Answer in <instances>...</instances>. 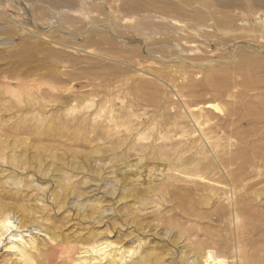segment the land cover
I'll return each instance as SVG.
<instances>
[{
    "label": "bare ground",
    "instance_id": "bare-ground-1",
    "mask_svg": "<svg viewBox=\"0 0 264 264\" xmlns=\"http://www.w3.org/2000/svg\"><path fill=\"white\" fill-rule=\"evenodd\" d=\"M20 1L22 0H9L10 3H8L7 8L13 10L12 4L22 5ZM98 1L89 0L91 3L94 2L91 4L87 0H79V5L77 0H36V4H47L49 9L43 11V9H38V5H36L35 7L32 6L31 11L34 17L38 16L37 19L43 15H50L54 19H58V28L65 30L61 20L66 19L71 23L69 20L73 19L70 18V14L63 13L76 12L77 8L82 6L84 8L81 11L86 16L94 14L99 12L100 8L105 7L103 0L102 2L101 0ZM129 1L132 2L127 4L129 12L136 15L135 12L137 11L143 16L144 14L139 12L140 9L136 6L138 2L136 5L133 3L139 0ZM194 1L207 3V0ZM241 1L213 0L211 3L221 8V11L201 8L203 13H200L196 8H192L193 0H179L180 5H174L175 7L172 6L173 8H168L169 10L160 6L162 12L168 17V21H163L162 18L160 22H155L151 20V15H147L137 19L136 24L128 23L131 24V27L123 28L121 31L117 25L115 28L94 25L91 28L81 26L77 32H64L65 39L62 40L61 38L58 43L72 44L71 46L74 48L76 45L79 46L76 36H84L86 41L82 48L91 50V47L96 46L94 50H99L97 49L98 46L108 44L110 39L112 40L107 34H113L111 36H115L117 42L126 43L128 39L123 38L124 35L130 33V30L134 31L139 38H144L142 39L143 42H140L139 49H148L146 55L149 58L159 60L161 56L169 55V58L177 61L175 63L182 75L187 76L185 78L187 82H182V84H179L175 78L170 80V87L179 97L182 105L180 108L184 109V113L180 116V110H175L174 114L171 112L167 116L172 118L179 115L178 117L185 120L171 124L169 132H158L157 130V132H150V134L144 132L145 125L142 121L135 129L137 132L105 133L106 139L113 140L112 148L116 151L113 156L119 164L114 170L111 169V171L113 170L112 174H118V177L113 178L115 182L113 181L114 183L111 185L127 191L129 194L132 193L134 195L133 201L140 206L139 210L147 211L149 207L153 206L151 214L152 216L157 215L155 217L164 223V228L154 234L150 233L148 236L142 229L132 230L123 236L118 232H110L109 229H107L108 231L92 230V227L89 230L85 227V233L80 231L75 235L64 234V227L61 224L51 222L45 215L38 216L39 211L31 208L36 205L24 204V201L21 202L22 195H18L27 189L39 194L44 193L47 189L46 184L50 182V180L47 181L50 171L44 169L43 172L40 168V174L37 172L34 174L39 181H29L28 179L25 181L26 178L17 177L25 164L13 157L8 167L17 175L7 177L5 185L8 187V195L17 191L18 197L0 199L1 256L15 264H151L153 263L152 260L157 263L156 261H159L160 258L158 254L154 255L156 246H151L152 242L149 237L151 235L153 239L161 238L157 242L164 240L163 243L168 244L174 251L173 254L166 255L169 258L168 264H264V197L262 200L259 199L261 198L260 195H255L252 199L244 198L239 189L243 183L251 179L252 175L247 176L249 166L256 164V167L258 166L264 171V135H261L260 132L264 128V76H258V73L264 75V50L255 48L254 51L250 50L251 53H245L240 50V47H236L232 53L233 61H231L235 63L236 67L233 69L219 67L214 70L211 68L212 70L205 74L201 82H197L196 78L193 77L195 75L194 68H205L210 63L188 64L187 58L186 60L182 58L183 54L187 57L194 50L198 51L197 46L194 47L193 44L197 37L207 36L208 33L202 30V26L205 27L209 21L212 22V28L218 30L217 35L221 37L233 38L234 40L248 37L255 40L264 39V0H245L244 3ZM169 4L172 3L169 2ZM27 5L30 7L29 3ZM238 6L241 8H235ZM160 7L157 5V11ZM243 7L245 12H249L250 15H243L241 18L239 17L240 19L237 17L234 20L231 13ZM231 9L234 10L231 11ZM147 10L149 9L147 8ZM53 11L55 14L52 13ZM54 15H58V17ZM251 20H254L253 26L249 24ZM235 21L242 22L240 26L242 30L237 33H233ZM120 23L118 25H123ZM206 28L208 27L206 26ZM157 31L165 36L161 42L157 41L159 38L154 37L159 34L155 33ZM220 39L221 43H217L225 46L228 41L223 38ZM233 39L229 40L233 41ZM87 49L83 51L86 50V53L93 56V60L98 62L100 61L98 58L106 59L108 57L106 55L110 51L99 50L100 53L97 51L92 53ZM133 51H130V54ZM111 54L115 53L110 51L109 55ZM140 54L142 53L138 55L142 56ZM51 55H56V52ZM127 56L129 57V55ZM134 56L135 54L132 56L133 59ZM197 59L200 58L198 56L191 57L192 61ZM138 62L134 64H138ZM231 62L225 61L223 63L232 64ZM75 63L77 64V62ZM75 63L73 62L71 65H76ZM88 72L90 73V71ZM150 75L154 76V74ZM20 85L23 86L24 84ZM199 90L209 97L201 100L198 98L190 100L189 98L195 96ZM160 91L162 90L156 83L138 79V82L131 86L127 95H125L127 89L124 94L121 90L122 93L119 92L120 94L118 93L117 96L114 95L115 100L120 103L119 111L121 112L116 110L118 106L114 97L108 98L105 103L106 106L100 107L94 100H87V108L92 110L90 116L93 122H97L103 117L108 123H115L117 118H127L125 120L128 121L130 117H137V111L142 110V115H144L148 111L150 112V108L158 109L161 105L158 95ZM13 95L23 101L17 93L14 92ZM186 97H189V100ZM127 98H129L128 101ZM66 99L68 100L70 97H66ZM223 99L229 100L235 105L227 108L219 103ZM63 109L68 114L77 112V108L69 105ZM140 116L138 115L141 120L142 116ZM129 124L127 122L122 125ZM245 124H254L255 126L250 130H243ZM115 126L117 128L121 125L117 122ZM191 126L194 127L193 131L185 130ZM187 132H198V136L197 138H188L190 134ZM92 133L96 137L97 132ZM221 133L223 136L219 137ZM217 137L219 138L215 141L214 139ZM143 141L147 143H142ZM236 146H239L237 150L230 153L229 149L236 148ZM117 151H121V153L117 154ZM253 154L257 157V163L251 162L255 159ZM241 155L242 162H240ZM132 158L134 160H131ZM147 159H151L153 162L147 161L148 164H146L144 161ZM0 160L9 162L3 153H0ZM156 161L161 162L156 163ZM256 174L258 175V173ZM119 175L121 176L120 180ZM260 175L263 177L264 172H261ZM57 181L56 183H58ZM60 183L62 184H60L62 193L58 196L64 198L59 200L60 202L65 200L67 188L72 189L73 194L77 195L80 201L81 198H84L72 179L63 177ZM138 186L143 187L144 191L139 192L131 189ZM42 199L39 195L33 200L37 203ZM83 200H85L84 203L77 202L82 209L80 216L84 219L90 218L101 222L103 219L96 216L100 213L99 211H102L100 204L93 203L94 201L90 197ZM133 206L136 207L135 204ZM102 213L104 214L105 211L103 210ZM178 247L182 249L181 252ZM1 259L3 260V258ZM160 260L165 261L164 258ZM3 263L4 261L0 262V264Z\"/></svg>",
    "mask_w": 264,
    "mask_h": 264
},
{
    "label": "rangeland",
    "instance_id": "rangeland-1",
    "mask_svg": "<svg viewBox=\"0 0 264 264\" xmlns=\"http://www.w3.org/2000/svg\"><path fill=\"white\" fill-rule=\"evenodd\" d=\"M35 1L36 0H22L20 1L22 5L13 3L12 5L15 9L12 8L13 10H9V8H7L8 3H10L9 0H0V153L4 154L7 161L9 160L8 163L0 160V199L17 198L18 195H22L21 202L24 201V204L27 205H36L34 208H31L39 211L38 216L45 215L51 222L58 225L61 224L64 227V234L75 235L80 231L85 233V230H89L91 227L93 228L92 230L98 229L99 231H108L107 229H109L110 232H118L123 236L135 229H142L146 236L150 233L154 234L158 232V230L161 231L162 228H164V223L155 217L157 215L152 216L153 206L149 207L147 211L144 209L139 210L140 206L133 201L134 195H132V193L129 194L127 191L125 192L111 185L115 182L113 178L115 176L118 177V174H112V171L117 168L116 166L119 164L114 160L113 154H115L116 151L112 148L113 140L106 139L107 135L105 133L117 131L137 132L135 129L142 121L145 125L144 132L149 134L150 132L154 133L157 131L169 132L171 124L173 125V123H179L185 120L182 119V117H178L184 113V109H181L182 105L180 99L176 95L174 89L170 87V80L175 78L179 84H182V82H187L185 79L187 76L182 75L175 63L177 61H173V59L169 58V55L165 57L161 56L159 60L149 58L146 55L148 49H139L140 42H143L142 39L144 38H139V36L131 30L130 33L123 37L126 40L128 39L126 43H121L119 40V42H117L115 36H113L114 38L111 36L113 34H107L108 37L112 38L108 43L110 45L104 44L98 46L97 49L110 50L111 53H115L116 56L115 54L109 55V51L108 55H106L108 56L106 59L98 58L100 60L99 62L94 61L93 56L88 55L86 50L83 51L87 49L82 48V45L86 41L84 36H76V41L79 46L73 45L75 46L74 48L71 46L72 44L66 45L68 43H65V45H63L58 43V41H60L61 38L63 40L65 31L71 33L73 31L77 32L80 30L81 26L91 28L94 25H98L100 27L112 26L115 28L117 25L121 31L123 28L131 27V24L128 23L136 24L135 22L137 19L144 18L147 15H151V20L155 22H160L162 18L164 19L163 21H168L169 19L164 12H162V8L172 9V6L179 4V0H175L176 2L172 0H139L133 2L135 5L138 2L136 6L141 10L138 9L139 12L144 14L143 16H141V13L138 14L137 11L135 12L136 15L129 12L127 6L132 3L129 0H103L104 6L108 7L100 8L99 12H95L88 16L81 11L84 7L82 8V6H79L76 12L63 13L67 15L70 14V18L73 20L75 19L74 22L73 20H69L71 23L66 19L61 20L65 30L59 29L57 26L59 25L58 19H54L50 17V15H43L44 17L39 16V19H37L38 16L34 17L31 11L32 6L35 7L38 5V9H43V11L49 9L47 4H36ZM87 1L89 2V0ZM211 1L213 0H207V3H205L193 0L194 3L192 2V8H196L200 13H203L202 10L205 8L218 10L220 12L221 8L215 6ZM244 1L245 0H242L241 2L244 3ZM77 2L80 5L79 0H77ZM98 2H100V0ZM169 2L173 5H170ZM28 3L30 7L27 5ZM157 5L158 7L163 6L162 8L160 7L158 10L159 12L157 11ZM147 8L151 11L147 10ZM235 8L241 7L238 6ZM234 9H231V11ZM61 10L63 11V9ZM61 10H59V12ZM236 10L231 13V17L234 20L237 17L240 19L243 15H250L249 12H245L244 7ZM127 12L129 13L127 14ZM160 12L163 13V15H161ZM52 13L55 14L54 11ZM236 14H238V16H236ZM54 16L58 17V15ZM126 19L128 22H126ZM114 20H116V22H114ZM119 22L123 23V25H118ZM241 23L242 22L235 21L233 27L235 31L233 32L232 29L231 31L233 33L240 32V30H242L240 27ZM252 23H254V20H251L249 24L253 26ZM134 24H132V26H134ZM206 24L204 25L208 28L202 26V30L207 31V36L197 37L193 44L194 47L197 46L196 48L198 51L194 50L192 53H189L187 57L184 54L182 55L183 59L186 60L187 58L186 61L188 64L193 63L194 65H199L200 62L201 64L210 63V65L205 68H194L195 75L193 77L196 78L197 82L203 81L205 74L212 69L214 70L219 67L235 68V63L231 61H233L232 53L236 47H240V50L245 53H251L255 48L264 50V39L255 40L248 37L245 39H235V41L233 38L217 35L218 30L212 28L211 21ZM155 33H159L154 36L157 37V39L159 38L157 40L158 42L165 39L164 34L161 35L162 33L159 31ZM132 35L134 36L131 37ZM218 36L228 41L225 46L218 44L221 43V39L218 38ZM229 39H233V41ZM113 40H115V42H112ZM95 48L96 46L93 48L91 47V50L87 49V51L89 50L92 53L95 51L96 53V51L98 52L99 50H94ZM126 50L127 52H125ZM130 51H133L131 54H135L134 59L136 60L133 59V55L130 56ZM53 52H56V55L52 56L51 54ZM137 53H142L140 54L142 56H139ZM127 55H129L130 58ZM193 55L198 56L200 59L194 60L195 62L192 61L191 57H194ZM113 58H116L117 62ZM225 61H230L232 64H224L223 62ZM73 62H77V64L75 63L77 66H72L71 63ZM137 62L139 65L134 64ZM88 71H90V73ZM150 74H154V76ZM258 76L264 75L258 73ZM137 78L139 80H150L160 87L162 91H160L158 95L161 101V108H150V112H147L148 116L147 114L142 115V110L137 111V117H130L128 121L125 120L127 118H119L121 120L117 118L115 123L118 122L121 125L117 127L118 129L115 123L106 122L104 117L97 122H93L90 116L92 110L87 108V100H94L99 104V107L106 106V100L114 97V95L117 96L119 92H123L122 94H124L127 89V93H125V95H127L131 86L138 82ZM19 80L20 82L18 83ZM20 84L24 85L21 86ZM17 86L20 87L18 88ZM14 92L15 94L17 93L23 101L15 98L13 95ZM66 97H70V99L67 100ZM123 97L125 98V96ZM191 97H186V99L189 98L193 100L198 98L201 100L209 96L199 90L195 93V96ZM128 99L129 98H127V101ZM232 100L234 102V99ZM115 102H117L118 106L116 110L121 112L119 111L120 103L117 100H115ZM219 103L227 108H230L231 105H235V103L229 100L225 101V99L221 100ZM67 105L77 108V112L68 114L63 109ZM175 105H177L178 108L177 106L175 107ZM93 108L95 109L96 106ZM175 110H180L179 115L177 117L168 118L167 114H171V112L174 114ZM42 113L44 114L42 115ZM138 115L142 116H140L141 120ZM127 122L130 124L122 125ZM254 126V124H245L243 130H250ZM185 130L193 131L194 127H187ZM41 132L46 133L43 134ZM92 132H97L96 137ZM260 132L261 135H264V128ZM187 133L190 134L188 138H197L198 136V132ZM222 136L223 133L219 135V137ZM219 137L214 140L216 141ZM142 143L146 144L147 142L143 141ZM237 147L239 146H236V148L232 147L233 149L230 148L229 152H234L237 150ZM120 153L121 151H117V154ZM253 155L255 159L251 162L257 163V157L255 154ZM13 157L23 161L25 164V168L23 167L17 176L18 178H26L25 181L34 180L36 182L38 179L34 174H40L41 169L43 172L44 169L50 171V176H48L47 179V181L50 180V182L46 184L47 189L44 193L39 194L27 189L22 194H18L16 191L8 195V187L5 185L6 178L17 175L8 167ZM131 160H134V158ZM147 161L153 162L151 159H147L144 162L148 164ZM242 161L241 155L240 162ZM159 162L161 161H156V163ZM254 167H256V164L248 167L247 176L252 175L251 179L243 183L239 189L244 198L248 197L252 199L255 195H260L261 198L259 199L262 200L264 197V192H261L264 191V176L262 177L260 173L264 171L259 169L258 166L256 168ZM111 169L113 170L111 171ZM256 173H258L259 176ZM260 176L261 178H259ZM63 177L70 178L76 183V187H78L79 191L84 196L83 199L90 197L92 201H94L93 203L100 204L102 211H99L100 213L96 214V216L103 219L101 222L90 218L84 219L80 216L82 209L78 206L77 202L84 203L85 200L81 198L80 201V199H78L79 197L73 194L72 189L67 188L65 200L63 202L59 201L64 199L58 196L62 193L60 184L63 182L60 183V180H62ZM120 179L121 176L119 175V180ZM56 181L58 183H56ZM131 189L139 192L144 191V188L139 186ZM36 194H39L43 198L42 201H37L36 203L33 200L39 196ZM134 204L136 207L133 206ZM103 210L105 211L104 214L102 213ZM144 211L147 213H143ZM85 227L87 228L84 229ZM149 237L152 242L151 246H156L154 255L156 256V254H158L160 257L159 261L156 262L158 264H168L169 258L166 257V255L169 253L173 254L174 251L168 244L163 243L164 240L157 242L161 238L156 237L153 239L151 235H149ZM178 249L181 252L182 249H180V247H178ZM1 255L2 254H0V262L4 261L3 264H15L13 261L7 260V258ZM1 258H3V260ZM161 258H164L165 261L160 260ZM152 262L151 264H157L155 260H152Z\"/></svg>",
    "mask_w": 264,
    "mask_h": 264
}]
</instances>
